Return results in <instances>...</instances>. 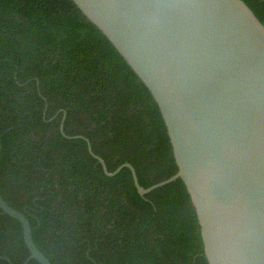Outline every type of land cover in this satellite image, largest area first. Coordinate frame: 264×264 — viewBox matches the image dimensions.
<instances>
[{"label": "trees", "instance_id": "16d2710c", "mask_svg": "<svg viewBox=\"0 0 264 264\" xmlns=\"http://www.w3.org/2000/svg\"><path fill=\"white\" fill-rule=\"evenodd\" d=\"M244 1L264 23V0ZM0 136L1 194L52 264H209L181 178L141 195L90 153L146 188L178 171L150 90L73 0H0ZM0 256H30L1 211Z\"/></svg>", "mask_w": 264, "mask_h": 264}, {"label": "water", "instance_id": "95a60500", "mask_svg": "<svg viewBox=\"0 0 264 264\" xmlns=\"http://www.w3.org/2000/svg\"><path fill=\"white\" fill-rule=\"evenodd\" d=\"M73 1L150 90L178 171L146 188L129 162L109 171L86 139L90 153L109 176L130 168L141 195L181 178L209 264H264V23L244 0ZM0 211L23 226V264H52L1 191Z\"/></svg>", "mask_w": 264, "mask_h": 264}]
</instances>
